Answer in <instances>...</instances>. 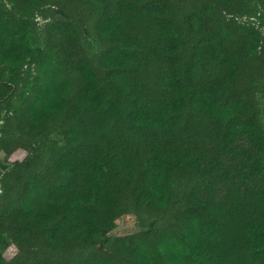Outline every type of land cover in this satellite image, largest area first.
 <instances>
[{
	"label": "trees",
	"instance_id": "16d2710c",
	"mask_svg": "<svg viewBox=\"0 0 264 264\" xmlns=\"http://www.w3.org/2000/svg\"><path fill=\"white\" fill-rule=\"evenodd\" d=\"M0 154V264H264V0H0Z\"/></svg>",
	"mask_w": 264,
	"mask_h": 264
},
{
	"label": "rangeland",
	"instance_id": "374dc122",
	"mask_svg": "<svg viewBox=\"0 0 264 264\" xmlns=\"http://www.w3.org/2000/svg\"><path fill=\"white\" fill-rule=\"evenodd\" d=\"M83 48L85 52L91 53L98 49L96 39L89 37L83 42ZM10 163L4 160L3 154H0V168L8 167ZM133 230H136L135 220L132 216H124L119 221V225L115 230V233L125 235Z\"/></svg>",
	"mask_w": 264,
	"mask_h": 264
}]
</instances>
